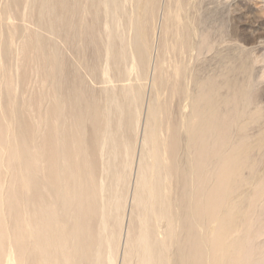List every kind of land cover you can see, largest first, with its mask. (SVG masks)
Returning <instances> with one entry per match:
<instances>
[{
    "label": "bare ground",
    "instance_id": "bare-ground-1",
    "mask_svg": "<svg viewBox=\"0 0 264 264\" xmlns=\"http://www.w3.org/2000/svg\"><path fill=\"white\" fill-rule=\"evenodd\" d=\"M19 1L8 0V12ZM23 1L28 7L34 0ZM154 5L153 0H139L137 43L142 49L132 69L145 62L150 70V79L148 71L144 79L156 96L145 109L141 146L155 148L158 154L138 166L131 199L139 226H128L123 264H237L243 251L239 233L248 234L252 213L264 202V173L258 175L252 157L264 151V130L249 134L264 119L254 75L255 64L264 62V54L253 58L252 64L241 63V81L228 76L222 82L216 77L199 81L189 63L194 52L199 57L206 50L204 40L195 46L197 29L182 20L175 8L171 21L170 8L164 10L159 37L153 41ZM14 21L16 35L19 20ZM21 22L24 38L14 48L10 36L2 39L0 25V174L12 170L9 182L0 180V264H115L121 229H109L108 222L116 220L119 227L122 223L128 197L119 196L117 187L122 181L128 189L135 141L124 138L122 142L127 146L123 163L128 168L123 177L119 171L98 177L85 122L93 119L92 145H101L103 157L118 147L111 138L99 139L113 126L107 114L111 107L120 108L117 129L135 118V138L140 112L133 115L130 108L119 105L118 97L110 101L107 112H101L97 105L88 104L82 92H64L56 75L60 66L54 49L43 45L40 30L28 16ZM170 35L168 42L164 37ZM9 53L14 55L13 73L5 65ZM162 54L188 57L189 63L175 57L166 62ZM123 90L122 96L138 101L132 89ZM165 93L181 101L174 122L160 102ZM6 100L11 103L5 104ZM182 149L185 158L181 159ZM116 166L107 159L103 171ZM247 188L250 193H245ZM113 201L119 208L106 213ZM163 219L165 234L150 231L149 224ZM111 239H117L114 246ZM101 248H107V253L102 254Z\"/></svg>",
    "mask_w": 264,
    "mask_h": 264
},
{
    "label": "rangeland",
    "instance_id": "rangeland-1",
    "mask_svg": "<svg viewBox=\"0 0 264 264\" xmlns=\"http://www.w3.org/2000/svg\"><path fill=\"white\" fill-rule=\"evenodd\" d=\"M7 1L0 0L2 39L6 40L11 37L14 40L12 47L14 48V46L18 45L22 40L21 38H24L21 19L25 15L28 16L33 27L40 30L39 39L43 45L55 51V59L60 66L58 70L56 69V75L63 84L62 89L64 92L67 93L73 90L82 92L88 100V104L97 105L101 112H107V106L114 97L119 98L120 106L125 109L130 108L133 115L136 110L140 112L137 130L139 135L136 134V138L138 137L136 139L134 132L135 118L133 117L132 121L128 118L126 126L123 129H117L115 122L119 117L120 108L118 105L111 107L107 114L110 113L109 118L113 121V126L110 132H103L101 136L99 135V139L102 141L103 139L111 138L113 142L117 143L118 147L115 152L114 150L109 151L110 153L103 157L99 155L101 145H92L95 137V131L92 129L93 119L85 122V137L90 144V155L94 171L98 177L100 175L112 176L115 171L117 173L119 171L123 177L128 168H124L123 163L127 146L122 144V142L124 138H128L131 142L135 141L128 189L123 186L122 181L118 183L117 187L119 196L126 195L128 197L126 199L124 217L120 227L116 220L111 219L108 222L109 229L115 231L121 229L120 244L115 264H123V258L126 256L124 250L126 248L125 239L128 226L131 224L134 229L139 226L138 218L135 214H132V210L136 208L131 199L133 198L138 166L139 163L145 162L151 156L158 154L155 148L143 149L141 146L144 116H146L149 101L155 100L156 94L154 93L156 92L151 89L149 80L146 81L144 79L148 76L145 73L147 71L149 72L148 79H150V70L145 62L132 69L138 50L141 51L142 49V47H138L137 43L140 36V31L137 29L140 19L138 17L140 16L139 0H109L107 4L104 3L105 0H48L47 6H44V0H34L28 7H26L23 0H20L16 8H13L11 12L7 10ZM153 1L157 6L154 5L157 8V10L155 8V15L157 16L155 19H157L150 23V26H155L153 28L156 30L154 31L153 41H156L159 37L160 29L158 30V28H161L164 10H169L170 8V20L176 10L182 20L191 22L192 26L197 29V37L192 39V43L195 46H199L201 41L203 42L204 40L203 49L206 50L199 57L194 52L190 63L188 57L180 58L178 54V56H173L175 54H162L166 62L174 59L173 57L180 62H188L194 75H196V79L199 81H205V79H210L211 77L215 79L216 77V81L219 82L221 79L220 82H222L226 76L238 78L241 81L242 78L238 72L241 63L244 61L252 64L253 58H261L264 54V0ZM15 18L19 20V22L17 21L19 29L16 35L13 33ZM12 36H14V39ZM164 38L168 42L172 39L171 35ZM208 47H211V49L207 50ZM250 51H252L251 54ZM9 54L5 58V65L8 68L10 67L13 73L15 70L14 55L12 53ZM155 54L153 53V55ZM155 56H153V59ZM106 59H110L108 61L110 63L109 67L106 66ZM255 66L254 75L258 82L255 95L257 94L258 107L261 108V114L264 117V62H259ZM0 74L2 76L3 71ZM192 86L194 88V83ZM123 87L132 89L138 95V101L133 102L131 97L122 96ZM24 88L26 86L18 89V96L21 95ZM150 90H153V93ZM160 102L167 109L165 110L170 120L174 122L179 115L181 102L179 96L165 93L160 97ZM4 103L9 105L11 102L6 100ZM262 130H264V119L252 131H249V134L253 136ZM145 150L148 154L146 157L144 156ZM184 155L185 153L182 149L179 158H185ZM252 157L258 163V175L262 176L264 173V151L255 152ZM107 159L114 161L117 166L109 168L107 173H104L103 163ZM14 171L18 172V168L16 167ZM11 172V169H8V172L7 169H3L0 174V180L9 182ZM243 176L248 177V173L244 172ZM250 192L251 188L245 190V193ZM262 193L264 194V192ZM118 201L120 203V200ZM119 203L113 201L108 205L106 213L109 209L114 212L119 208ZM252 218L248 234L239 233L240 245L243 244V251L240 250V258L242 259H238L237 264H264V202L261 206L255 207ZM149 225L150 231L166 233V219ZM159 238L161 237L159 236ZM116 242L117 239H111V245L114 246ZM101 249L102 254H106L108 251L107 248ZM103 264H108V262L106 261ZM202 264H205V261Z\"/></svg>",
    "mask_w": 264,
    "mask_h": 264
}]
</instances>
